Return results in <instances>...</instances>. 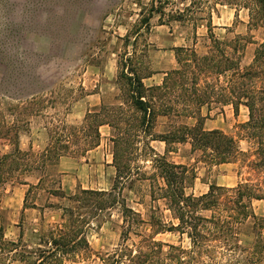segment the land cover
<instances>
[{
	"label": "trees",
	"instance_id": "trees-1",
	"mask_svg": "<svg viewBox=\"0 0 264 264\" xmlns=\"http://www.w3.org/2000/svg\"><path fill=\"white\" fill-rule=\"evenodd\" d=\"M222 1L209 5L193 0L171 14L176 20L191 17L196 25L203 18L193 14L208 9L206 27L211 44L206 53L199 55L194 49L175 47L177 67L167 71L161 84L153 87H145L142 75L127 64L130 57L124 58L119 78L125 86L122 102L127 109L101 104L86 111L81 123L65 126L66 133L60 134L53 125L48 130L50 141L38 152L21 149L18 141L20 133L29 127V118L41 111L44 89L38 87L35 68L28 69L24 61L15 64L14 54L11 62L10 52L1 46L0 139L11 142L12 148L0 152V189L7 182L31 187L34 184L24 176L35 172L39 174L35 185H41L61 156L84 154L99 144L100 125L120 130L111 138L113 185L108 190L79 188L70 198L75 206L61 207L60 221L41 230L34 246L23 245L16 252L21 264H68L89 257L87 228L97 213L109 208H118L121 215L120 242L111 252L98 256L102 264H225L221 258L226 256L229 264L264 261V217L256 215L252 208L253 200H264V40L258 43L252 63L240 66L238 51L244 47L241 38L219 40L212 31L211 11L216 10V3L240 2ZM248 1L250 20L263 24L264 0ZM166 4L164 0H150L144 23L148 24L154 14H164ZM4 41L5 38L2 44ZM211 103L231 105L234 114L239 106L247 109V120L237 124V137L203 128L201 107ZM170 112L193 117L195 123L173 125L166 133H152L156 117ZM70 140L74 141L72 147ZM151 140L164 141L166 153L173 151V143L188 142L190 151L199 153L195 162L208 166L240 161L239 179L234 186L209 183L204 193H187L196 177L194 165L168 160L154 150ZM239 140L248 142L245 150L240 148ZM139 158L149 162L150 172L135 165ZM133 182H147L151 202L163 201L172 220L162 219L155 211L157 207L152 206L147 219L130 207L121 190ZM50 189L51 194L64 196L60 186ZM248 220L253 239L248 248H242L237 238ZM162 232L185 236L188 248L166 244L167 250L163 251L164 243L155 239ZM131 234L138 239L128 242ZM8 244L18 249L19 242Z\"/></svg>",
	"mask_w": 264,
	"mask_h": 264
},
{
	"label": "rangeland",
	"instance_id": "rangeland-1",
	"mask_svg": "<svg viewBox=\"0 0 264 264\" xmlns=\"http://www.w3.org/2000/svg\"><path fill=\"white\" fill-rule=\"evenodd\" d=\"M149 1L0 0V48L4 46L10 52L11 62L14 54L15 64L24 61L28 69L34 67L38 87L44 89L41 111L29 118L28 129L19 135L18 146L21 149L31 148L35 152L43 150L50 141L48 130L53 125L57 126L60 134L66 133L65 126L81 123L86 110L100 103L110 107L120 105L121 108L127 109L126 104H120V100L124 101L125 98L123 94L126 93L125 86L119 78L120 61L123 62L124 58L130 57L127 64L136 69L140 75H146L158 70L163 64L177 67L173 53L167 51L170 49V44L194 49L199 55L209 50L211 40L206 27L208 9L196 11L193 14L203 18L195 25L191 17L189 20H176L171 17L176 10H182L193 0H164L167 2L164 14L161 16L154 14L149 19V23L145 24L144 18L148 15ZM200 1L213 5L218 0ZM230 1L232 0L222 2ZM239 1L237 5L216 3V10L211 11L212 31L219 40L241 38L244 47L238 51L240 66L247 67L253 61L258 43L264 40V23L254 24V21L250 20V10L246 7L251 4L248 0ZM188 14L190 12H187ZM3 38L5 41L2 44ZM158 50L161 51L158 52ZM2 70L0 64V74ZM157 79L158 75H155L154 80ZM199 83L202 84V82ZM87 93L93 95L86 96ZM176 106L179 108L180 105ZM202 109L206 112L203 120V123L207 122L205 127L219 128L235 137L239 132L237 124L248 118L247 109L244 106H239L237 114H234L231 105L211 103L208 107L202 106L201 111ZM194 123L193 117L188 118V116L170 112L157 118L154 132L155 134L166 133L173 125H193ZM118 133L120 130L113 127L108 133L102 129L99 147H94L95 149L92 148L84 154L61 156L56 161L57 164L52 166L50 176L41 185H35L39 175L37 172L24 176L28 182L34 184L31 187L28 185L23 187L24 184L17 182L5 183L0 189V205L4 195L10 194L11 189L19 187L25 188L26 206L37 203L42 207H53L46 210L45 217L42 219L38 215L35 218L27 215L19 219L18 224L28 233L27 237L32 236L31 227H36L34 235L36 238L33 241L38 242L41 230L60 221L61 207L75 206L70 198L79 188H69L71 178L63 176V174L73 173L76 166L74 160L84 163L83 159L86 158V161L92 160L100 164L92 168L94 178L84 180V186L107 190L113 185L115 168H106L102 164L106 155L112 154L111 138ZM73 143L74 141L70 140L71 147ZM154 145L157 149L162 146L159 143ZM139 146H142V142ZM171 146L173 152L165 156L168 160L189 162L195 167L196 178L191 187L186 189L187 193L205 192L209 183L227 187L237 183L240 161L222 166L194 163L199 153H192L188 143L175 142ZM239 146L245 150L248 142L239 140ZM10 148H12L11 142L0 139V152H6ZM135 165L146 172L151 171L149 162L142 158H139ZM82 167L84 170L88 168L85 164H82ZM57 186H60L64 196H52L50 188ZM121 194L126 203L139 212L144 219L148 218L147 214L153 206V209L158 208L155 211L162 216V219L172 220L163 201L151 202L147 182L126 184ZM252 208L254 213L264 214V201L253 200ZM121 223L118 208H109L97 213L87 228L90 256L68 264H102L98 256L111 252L120 242ZM145 232H149L148 229ZM137 239L138 237L131 234L128 242ZM155 239L164 243L163 251L167 250L166 244L181 245L184 248H188L189 244L185 236L181 237L176 232L158 233ZM252 239L253 227L248 220L241 226L237 240L242 248H248ZM0 244L6 250L11 248V245L5 240L2 241L1 238ZM21 247L16 252L21 250ZM16 252L13 253L15 256H17ZM221 260L225 264L230 262L227 256ZM259 264H264V261Z\"/></svg>",
	"mask_w": 264,
	"mask_h": 264
},
{
	"label": "crops",
	"instance_id": "crops-1",
	"mask_svg": "<svg viewBox=\"0 0 264 264\" xmlns=\"http://www.w3.org/2000/svg\"><path fill=\"white\" fill-rule=\"evenodd\" d=\"M175 47H185V46H183V45L177 46L175 44H174V46H172V44H170V49L167 51L169 53L170 52L173 53L174 58H175V54H174V48ZM160 51L161 50H158V52H160ZM173 68L174 67H171V65L163 64L160 68H158V70H154L149 74L142 75V78H141L142 83L144 84L145 87H153V86L160 85L162 82L164 74ZM155 75H158L157 80H154ZM120 93H121V87H120ZM92 95L93 94L87 93L86 96H92ZM121 103H123L122 100H120V104ZM101 104H104V103H100L98 106H94L93 108L87 109L86 111L93 110L94 108H98ZM201 113L203 116L206 115V112H204L203 109H202ZM159 116H163V114L158 115L156 117V121H157V118ZM188 118H192V117H188ZM156 121H155V123H156ZM206 123H207L206 121H204V123H203V128L206 130L219 129V128H209V127L207 128V127H205ZM154 127H155V124L152 128V133L155 134ZM111 128H112V126H110L108 124H102L99 126V132L102 129H104L108 133L109 129H111ZM157 134H160V133H157ZM154 143H159L162 146H160L157 149L156 146L154 145ZM181 143H188V142H181ZM150 144L152 145V147H154L156 149L155 151H157L159 154H164L166 156L167 154L173 152V151H170L169 153H166L164 141L151 140ZM96 147H99V144ZM95 148H93V149H95ZM189 148H190V145H189ZM74 161H75L76 166L74 167L73 173L72 174H63L64 177H70L71 178V180L69 182V188H73V189L83 188V189H97V190H105L106 189V188H94L92 186H84V183H83L84 180L87 181L89 179L92 180V178H94L92 168L93 167L96 168V166H100V164L92 162V160L86 161V158L83 159L84 163L79 162L80 160H74ZM93 161H97V160H93ZM103 161H104L103 162L104 164H102V166H104L106 168L107 167H110V168L114 167V165L112 164V154H110V155L107 154ZM182 163L190 164L189 162H182ZM194 163H195V160H194ZM82 164H85L88 167L87 170L86 169L84 170V168L82 167ZM226 164H230V163H221V164H218L217 166H222V165H226ZM22 186L25 187V185H22ZM207 189H208V185H207ZM201 193H204V192H201ZM201 193H198V194H201ZM198 194H196V195H198ZM52 196L56 197L55 195H52ZM24 201H26V199H25V188L20 189L19 187H15V188L10 190V194L4 195L2 197V204L0 205V228H1V233H2L1 240L2 241L5 240L7 242H9V241L19 242L18 248H20L23 245L29 247L32 244L35 245L37 243V242L33 241L36 238V236L34 237L36 227H33V226L31 227L30 232H32L31 233L32 236L27 237L28 233L24 231V228L20 224H18L20 217L31 215V216H34L33 218H35L38 215V217L40 219H42V217L43 218L45 217L46 210L53 208V207H44V206L42 207L40 204H37V203H33L31 206H26V205H24ZM256 201H264V200L260 199V200H256ZM53 210H55V209H53ZM255 213L258 216L264 215L262 213H260V215L257 214V212H255ZM2 247L3 246H1V244H0V264H21V262L17 258V256H15L13 254L16 252L17 247H16V249L11 247L8 250H6Z\"/></svg>",
	"mask_w": 264,
	"mask_h": 264
}]
</instances>
